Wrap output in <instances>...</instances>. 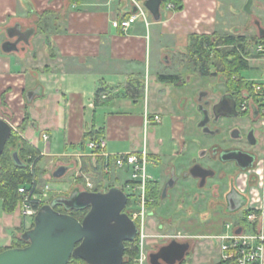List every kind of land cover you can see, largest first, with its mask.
Masks as SVG:
<instances>
[{"label":"crops","instance_id":"1","mask_svg":"<svg viewBox=\"0 0 264 264\" xmlns=\"http://www.w3.org/2000/svg\"><path fill=\"white\" fill-rule=\"evenodd\" d=\"M144 1L0 0V117L21 131L22 137L38 149L41 156L38 166L45 158L49 159L43 169L47 174L51 172L52 177L62 179L77 165L79 174L87 179L94 177L83 167V157L90 156V150L81 147L85 134L91 129H100L106 139L109 156H102L104 163L111 161L114 154L130 152L122 149L129 141L132 152L146 147L155 161H165L167 175L174 164L181 167L188 154L192 156L196 150L208 147L215 140L214 136H208L209 133L199 130L196 134L190 129V124L199 119L198 92H208L204 99L217 100L219 96V93L212 92L208 82L199 83L197 79L191 81L190 77L183 76L186 65L198 72L192 57L195 49L191 38L194 34L239 32L246 36V33L253 32L264 39V25L259 13L264 0H253L251 12L244 9L250 14L255 10L253 20L246 23L233 19L241 7L239 4L245 0H179L181 9L168 8V2L163 1L160 20L153 18L144 7ZM138 7L145 10L146 18L140 16L126 30L113 26L114 20L127 18L136 13ZM43 10L54 13L51 29L44 35L37 33L36 28L43 21L44 15L39 13ZM30 29L34 32L29 40L20 39L18 32ZM9 30L15 34L11 36ZM8 43L15 45L5 50L4 45ZM260 61H254L253 66H261ZM251 66L249 62V68ZM260 73V77L246 80L264 83V71ZM197 74L204 79L214 76ZM159 75H175L179 79L162 82ZM101 87L106 90L105 98L97 96ZM256 104L255 98H251L250 106L254 108ZM156 114L162 120L152 124L163 127L166 124L170 134L167 150L162 137L157 138L154 131H148L151 124L146 118H153ZM197 122L195 125L199 129ZM38 133L45 142L43 147L38 145L35 136ZM139 134L143 135V143L137 149L141 146L137 141ZM255 150L258 156L255 167L238 171L233 182L236 190L247 197L241 210L245 212L252 208L258 211L261 214L259 223L264 227L263 136L259 137ZM61 165L69 168L63 176L55 177L54 172ZM112 172L102 177L103 183L121 181ZM151 181L163 183L156 179ZM230 183L229 179L223 183V191L229 189ZM76 185L73 178L71 186ZM188 199L190 207L192 203L195 209L189 216L179 209L186 204H178L170 213L169 209L175 204L166 208L165 202L159 217L167 220L169 227H179V235H172L178 239H183L182 231L186 230L193 264H216L220 261L222 249L214 241L222 244L218 236L226 231L225 225L231 222L230 218L244 225L241 221L244 212L220 215L218 208L213 209L214 212L210 208L216 207L215 198L208 200L205 197L197 202L191 197ZM151 215L154 216L155 212ZM24 223L20 206L8 213L0 198L1 249L12 247ZM153 233L150 229L149 239Z\"/></svg>","mask_w":264,"mask_h":264},{"label":"water","instance_id":"2","mask_svg":"<svg viewBox=\"0 0 264 264\" xmlns=\"http://www.w3.org/2000/svg\"><path fill=\"white\" fill-rule=\"evenodd\" d=\"M164 0H145L144 7L152 14L155 20L161 18V5ZM253 0H249L245 6L247 12H251ZM137 11V8H136ZM33 29L25 32H18L20 39L28 41ZM11 36L15 33L9 30ZM11 45H4L5 50H10ZM12 46V47H13ZM207 91L199 93L198 101L201 103ZM205 104H209L206 101ZM220 102L215 104L214 112ZM204 109H200L202 107ZM198 106L199 113L203 116L198 123V127L203 132L216 134L219 130H212L209 109L203 104ZM231 114L235 115V102L230 103ZM230 115L226 112H219L215 121L219 117ZM13 126L4 118L0 117V157L3 154L7 141L11 137ZM251 144H257L254 130L249 135ZM13 158L20 162L19 152H13ZM256 155L248 154V163L243 165V169L254 166ZM234 157L221 156V161H232ZM68 166L61 165L55 172V177L63 176ZM190 173L195 178L206 179L214 175L215 171L207 169L201 164H196L190 169ZM176 177L172 176L169 186L175 184ZM168 186L163 190V197L166 196ZM129 196L123 188L113 186L106 191L80 190L76 188L69 197H56L50 204L40 207L34 217L33 226L26 230L23 239L28 242L26 246L9 247L0 252V264H69L71 259H82L85 264H124V254L126 242L133 241L137 235L135 221L125 212ZM63 205L67 210H87L82 220L70 213L61 212L56 209V205ZM245 203L241 204L239 209ZM242 228L237 230L238 233ZM190 249L189 242H179L173 240L168 245L163 246L158 252L150 255V264H178L182 262Z\"/></svg>","mask_w":264,"mask_h":264},{"label":"flooded vegetation","instance_id":"3","mask_svg":"<svg viewBox=\"0 0 264 264\" xmlns=\"http://www.w3.org/2000/svg\"><path fill=\"white\" fill-rule=\"evenodd\" d=\"M214 76H219L221 82L226 87L225 90L219 93L217 100H212L210 98L208 99L207 97L203 99V101L199 103L198 106L200 107V104H203L205 107H207V109H209L210 122L208 123V125L212 130L216 131L220 129V131L214 135L209 133L208 136H214L212 138H215V140H213L208 147H202L196 150L195 153L192 156H190L189 164L182 165L181 167H178L177 164H174L172 170L167 175V179L163 182V184L160 185L156 182L160 191V196L158 198L154 199L147 197V189H146V197L148 200L147 203L148 214H153L154 212L155 214H159L160 208L162 204L165 202L167 205L166 208H168V205L171 206L172 203L175 204L173 209H169L170 213L175 211L176 206L180 203L186 204L183 209L187 213H189V211L195 210L194 205H192V203H191L192 207H190L189 202L191 201H188L189 197H191L192 201L195 202H197L201 198L206 197L209 200L210 197H213L216 200L215 205L219 210L218 211L219 214L224 215V214H229L231 212L239 211L241 208L237 210L235 209L238 208L247 198L244 194H241L236 190L234 186L233 178L236 177L234 175L238 173V171L242 172L248 169H253L257 163L258 156L255 147L259 143V137L260 136L264 137L263 104L261 102L256 101L257 104L255 105L254 108L253 106L252 107L249 106L246 110H242L241 108L242 102L248 99L249 97H251L252 92H248V91L240 92V89L237 88L236 85V83L238 82L236 75L233 76V81L235 83L234 88L230 87L229 80L223 74L214 75ZM206 101H209V104H205ZM232 101L235 102V111H236L235 115H233V113L232 114L230 113L231 112L230 103ZM219 102L221 104L220 106H217L216 112H214L215 104ZM200 109L201 110L204 109L203 106L200 107ZM197 112L199 114V119L197 122V126H198V123L201 121L203 116L199 113V111ZM219 112H226L230 115L221 116L219 117L218 121H215L216 115ZM241 114H245L249 119V124H247L246 126L243 125L233 126L228 122H226V119L234 118V117L237 118ZM199 129L203 132L202 128ZM252 130H254L255 136L258 140L256 145L251 144V139L249 137L250 132ZM216 137H218V139H216ZM233 141L247 142V144H249L250 147L242 146L240 145L239 142H233ZM224 154L226 157L229 156L234 157L235 160L226 161V162L221 161V156H223ZM248 154L256 155L254 166L251 168L243 169L242 166L248 163ZM196 164H201L203 167L207 169L214 170L215 171L214 175L208 176L206 179H202L200 177L198 178L193 177L192 174L190 173V169ZM172 176H175L176 180L174 186L170 187L169 182ZM228 179L231 182L230 183L231 186L225 192L223 191L222 185ZM165 186H168V190L166 196L163 197V190ZM179 188H181V190ZM221 191H223L222 194ZM177 192L179 193L176 196L175 194H177ZM127 194L130 197V194L129 193ZM61 206L63 205L58 204L56 205V208H61ZM150 207H153L156 210L153 211L154 209L152 210L150 209ZM136 209L137 207L131 208L130 205L127 204L125 212L135 221L137 227V235H136L137 237L139 222L138 220H135L133 218V213L135 212ZM212 209L213 208H211V210ZM183 238L184 239H178L175 236H170V239H168L167 242L158 245L155 252H158L163 246L168 245L173 240H177L179 242H188L186 240L187 237L186 238L183 237ZM152 253L154 252H151L150 254L148 253L147 260L150 261V255ZM184 260L182 262H184ZM160 261L163 262V264H166L163 258L160 259Z\"/></svg>","mask_w":264,"mask_h":264},{"label":"trees","instance_id":"4","mask_svg":"<svg viewBox=\"0 0 264 264\" xmlns=\"http://www.w3.org/2000/svg\"><path fill=\"white\" fill-rule=\"evenodd\" d=\"M172 2L175 9H181L182 4L179 0H164V3ZM192 45L195 51L192 53L193 61L196 70L203 76L206 75H219L223 74L228 80L231 88L235 87L233 76L240 77V80L236 83L240 92L248 91L252 92V82L247 81L241 76V70L249 68V60L246 54V44L248 39L245 35L239 33H230L226 35L214 34V35H198L192 36ZM221 46L228 47L226 50H218ZM210 49V50H209ZM214 55L217 62H209V55ZM158 79L162 82H175L178 80V76L175 75H159ZM105 88H99L97 96L100 97L104 94ZM27 117V116H26ZM102 137L100 129H91L87 131L81 147L83 150H87L88 142L90 140H98ZM19 152L20 162H16L13 158V152ZM32 156V158H29ZM41 159L40 152L28 141H26L18 131L13 129L12 135L7 141L5 150L0 157V198L3 199L4 210L8 213L15 211L20 205L22 195L19 192V187L26 181L30 180L32 170H35ZM84 170L91 172L97 183L94 186V191H106L115 185H109L105 189L103 187L102 177L106 174L104 172V158L97 156L93 161L90 156L83 157ZM33 165V169L31 167ZM160 196L159 188L154 181H150L147 185V197L158 198ZM131 198L129 197L128 205H130ZM57 210L65 213H70L76 218L82 220L87 210H67L64 206L56 208ZM248 210H245L241 221L246 224V216ZM139 224V223H138ZM137 236L135 240L126 243V250L124 256V264H136V258L140 253V247L138 246ZM16 242V241H15ZM28 242L23 238L19 243H15L12 247H23ZM5 249L0 248V252ZM69 264H85L82 259H71ZM216 264H237L234 260H220Z\"/></svg>","mask_w":264,"mask_h":264},{"label":"built area","instance_id":"5","mask_svg":"<svg viewBox=\"0 0 264 264\" xmlns=\"http://www.w3.org/2000/svg\"><path fill=\"white\" fill-rule=\"evenodd\" d=\"M168 8H174L172 2L167 3ZM140 16L146 18V12L143 8L138 7L137 12L124 18L122 20H114L113 26L116 28H123L126 30L132 23H134ZM252 95L244 100L241 104L242 110H246L250 106V99L263 104L264 110V83L252 82ZM105 98L106 95L103 94ZM162 117L156 114L153 118H146L148 124L160 123ZM47 139V135L44 134ZM106 139L99 138L98 140H90L88 142V149L90 156L96 158L97 156H109L106 153ZM32 158V156H29ZM112 160H107L104 166V172L108 175L113 169L124 170L130 172V178L125 182L124 190H129L130 195H136L137 209L133 213V218L138 220V246L140 253L136 258L137 264H144L147 261V253L145 252L146 242L149 234L147 233L146 217L148 214L146 189L148 183L152 180L149 175L147 167L152 161H155L146 147L140 151H130L114 154L111 156ZM33 169V165H31ZM86 187L82 190H93L95 184L87 179ZM51 188L46 185L45 188L39 189V185L35 180L31 183L24 184L19 187V192L22 195L20 202L21 215L25 219V223L32 224L30 218H34L40 207L44 204H50L54 198L50 196ZM249 212L246 216V224L244 226L233 221L226 223V231L218 236L222 241V260H234L237 264H263L264 261V227L259 223L260 213L252 208L247 209ZM242 228L240 233L237 232Z\"/></svg>","mask_w":264,"mask_h":264},{"label":"rangeland","instance_id":"6","mask_svg":"<svg viewBox=\"0 0 264 264\" xmlns=\"http://www.w3.org/2000/svg\"><path fill=\"white\" fill-rule=\"evenodd\" d=\"M248 2H249V0H245L242 5L239 4V6H241V7L238 8V10H237L238 13H236L234 15V18H233L235 22L239 21V23H242V22L246 23V22H251L253 20L255 10L253 11V14H250V13H247L244 11V8L248 4ZM228 4H230V3H228ZM262 7H263L262 8L263 10L262 9L259 10L260 11L259 13L261 15V20H262L263 25H264V6H262ZM39 13L40 14L43 13L44 16L42 18L43 21L42 22L40 21L36 27L37 33L44 35V34H46L47 31H49V29H51V21H52V18L54 16L53 15L54 13H49L48 10H46V11L43 10ZM20 17H22V16H20ZM235 33H237V32H235ZM246 34H247L246 37L248 39V42L246 44V54L250 60L249 62L252 64V66H251V68L241 70V76L244 79H246V78L249 79V77H250V79L251 78H258L261 75L260 72L264 71V39L263 38L261 39V37L259 36L258 33L248 32ZM4 36L5 35H3L2 38ZM0 39H1V36H0ZM227 48L224 46H221L218 50H223V49L226 50ZM215 59H216L215 56L212 55V53H211V55H209V62H213V61L217 62V60H215ZM257 60H261L260 61V64L262 63L261 66H256V65L253 66V64H255L254 61H257ZM189 67L190 66L186 65L183 68V76L185 78L190 77L191 81H195L197 79V80H199V83H203V81H206V82H208L210 88H212L215 93L222 92L221 88L225 89L224 84L221 82L219 76L215 77V76L211 75L212 77L209 76V78H207V79H204L202 77L200 78V76H198V74H197L198 72L197 73L193 72L191 69H189ZM262 75H263V73H262ZM195 76H197V77H195ZM206 76H208V75H206ZM236 78L238 80H240L239 75L236 76ZM210 81H212V82H210ZM219 85L221 86V88ZM200 92L201 91L198 92V95ZM198 118H199V116H198ZM164 121H165V123H167L166 119ZM196 122H197V120H195L194 122H192L190 124V129L192 131L194 130V132L196 134H199L200 129L196 128V125H195ZM226 122H228L229 124H231L233 126H235V125L246 126L247 124H249V119L245 114H241L237 118L234 117V118L226 119ZM153 126H154V128H153ZM13 129L15 131H18L19 134H21V131L17 130L14 126H13ZM162 130H163V132H162ZM148 131H149V133H152V131H154L155 134H157L156 135L157 138L162 137V139L164 140V145L166 146L165 147L166 150L169 149V146H170L169 144L171 142V139H170V134L167 131L166 124L164 125V127L159 126V124H154V125L151 124L148 128ZM35 136L38 138V145L40 147H43L45 142L40 137V133H38ZM137 141H138L139 145H141L143 143V135L142 134H139ZM233 142H239L240 145H242V146L250 147V145L247 144V142H243V141H233ZM134 143H136V142H134ZM138 144H136V145H138ZM141 147H142V145L139 146L137 149H140ZM122 149H125L127 151H131L133 149L132 144L129 141H127L122 146ZM188 156L189 157H187V161H184L183 165L189 164L190 154H188ZM48 161H49L48 158H45L44 160H42V162L40 163V166H37V168L35 170H32L30 180L26 181L24 184L31 183L33 180H35L37 182V184L39 185V189H43V188H45L46 185H49V187L51 188L50 196H52V197H69L76 188H79L80 190H82L86 187V183L88 180H87V178H85L84 175H82L81 171H80L81 174L78 173V170H77L78 165L76 167H74L70 172H68L66 174V176L63 177L62 179H56V178L52 177V173L50 172L51 170H49L50 173L47 174V170L43 169V167L46 166V163H48ZM83 166H84V163H83ZM165 166H166L165 161H163L162 163L157 162V161H152V163L150 162L148 164L147 170H148L149 175L152 176V179H156L162 183L167 179L166 171H164ZM112 173H114L112 175L115 177L119 176L121 181L117 182L114 180L111 183L105 182V183H103L104 189L107 187V185L109 186V184L111 185L112 183H114V185L117 187H122V185H123L122 183H124L125 180H128L130 178V172L129 171L116 170V171H113ZM77 174H79V175H77ZM73 178L76 179L78 186L77 185L73 186V187L71 186ZM89 180L94 182V184L97 183V180L95 179V177L89 178ZM24 184H21L20 186H22ZM179 189L181 190V188H179ZM180 190H179V192H180ZM125 191L127 193H132L127 189ZM179 192H177V194H175V195L177 196ZM222 192L223 191H221V194H222ZM130 198H131L130 207L136 208L137 207L136 195H130ZM164 206L166 207V205H164ZM164 206L162 204L161 210L164 209ZM210 208H213L215 210L217 209V207H210ZM150 209L156 210L153 207H150ZM179 209L182 210L187 216H189L190 211H189V213H187L183 208L179 207ZM213 209H212V211H213ZM241 209L239 210V212L243 213L244 210H241ZM234 217H238V216L235 215ZM29 220L32 224L24 223L23 227L20 229L19 236L15 239L16 242L14 241V244L17 242L19 243V241L22 239L21 235H22L23 231L28 230L33 226L34 218H30ZM229 221H234V220H233V218H230ZM160 224L162 225V228L159 227ZM168 225H169V222L167 220L164 221L162 218H160L159 214H155L154 216H152L151 214H147V217H146L147 233H149L150 229H152V231L154 232L151 236L152 238H150V239L148 238V240L146 242L145 252L147 253V255H148V253L150 254L151 252H155L158 245L167 242V240L170 239V236H172L174 234L179 235V233L181 232V230L179 231V227H176L174 225H172V227H169ZM185 231H182V233L184 235L183 237H185V235L187 234ZM186 240L189 241L190 239H186ZM214 242L217 246L220 247V245H221L220 241L215 240ZM191 250H192V248H191ZM191 250H189L184 262H181L178 264H193L191 261V258H192V255L190 252ZM220 260H221V257H220ZM144 264H150V261L147 260ZM196 264H202V263H196Z\"/></svg>","mask_w":264,"mask_h":264}]
</instances>
